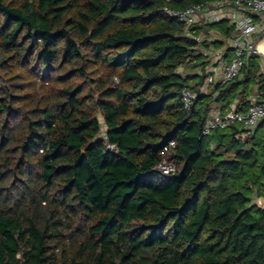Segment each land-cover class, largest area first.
Listing matches in <instances>:
<instances>
[{"label":"trees","instance_id":"trees-1","mask_svg":"<svg viewBox=\"0 0 264 264\" xmlns=\"http://www.w3.org/2000/svg\"><path fill=\"white\" fill-rule=\"evenodd\" d=\"M209 1L0 0V264H264V119L203 134L264 101L262 58L205 90L203 27L164 11Z\"/></svg>","mask_w":264,"mask_h":264},{"label":"built area","instance_id":"built-area-1","mask_svg":"<svg viewBox=\"0 0 264 264\" xmlns=\"http://www.w3.org/2000/svg\"><path fill=\"white\" fill-rule=\"evenodd\" d=\"M170 17L183 21L186 27L209 26L215 23L226 24L231 28L230 36H226L220 29H211L218 33L217 38L228 40L227 46H217L209 41V47L203 53L209 61L207 68V85L211 83L227 82L236 78L247 58L251 55L264 56L261 48L264 40V0H213L188 5L183 8L164 7ZM231 51L233 56L228 59ZM196 93L185 88L183 100L186 107H190ZM264 119V101L253 99L246 110L238 109L236 104L228 109L217 106L209 114L203 134H209L216 128H225L234 122H241L247 128H254ZM175 140L169 141L160 151L161 159L156 168L164 174L176 173L178 166L172 158L176 148Z\"/></svg>","mask_w":264,"mask_h":264},{"label":"rangeland","instance_id":"rangeland-1","mask_svg":"<svg viewBox=\"0 0 264 264\" xmlns=\"http://www.w3.org/2000/svg\"><path fill=\"white\" fill-rule=\"evenodd\" d=\"M211 29L213 28L211 27L209 28V26L208 27L203 26V30L201 31L200 34L197 35V38H198V41L200 42V47L202 50L205 49L206 47H209L210 45L209 41H213L212 39H210L211 37L214 38V41L216 40L215 38H217L218 33L216 31H212ZM262 42L264 43V40ZM232 56H233V52L231 51L230 55L228 56V59H231ZM260 57L262 58V65L264 66V56H260ZM179 70L180 72H183V73H192L195 71L194 68H185V67H180ZM103 129H105V127H103ZM255 202L260 205H264V197H256Z\"/></svg>","mask_w":264,"mask_h":264},{"label":"crops","instance_id":"crops-1","mask_svg":"<svg viewBox=\"0 0 264 264\" xmlns=\"http://www.w3.org/2000/svg\"><path fill=\"white\" fill-rule=\"evenodd\" d=\"M220 40H223L224 41V44L222 45V46H227V44L229 43V41L227 40H224V38H222V39H220ZM214 44H215V42H214ZM216 45V44H215ZM229 46V45H228ZM227 46V47H228ZM261 46H262V44H261ZM218 47V46H217ZM261 48H263L264 49V46H262ZM209 65V64H208ZM208 65H207V68H208ZM207 70V69H206ZM208 74H209V72H207ZM208 78V77H207ZM207 82V81H206ZM207 86H209V84L207 85V83L205 84V86H204V88H205V90L207 89ZM256 97V95H253V97Z\"/></svg>","mask_w":264,"mask_h":264},{"label":"bare ground","instance_id":"bare-ground-1","mask_svg":"<svg viewBox=\"0 0 264 264\" xmlns=\"http://www.w3.org/2000/svg\"><path fill=\"white\" fill-rule=\"evenodd\" d=\"M262 46H264V43L262 44ZM262 46H261V47H262Z\"/></svg>","mask_w":264,"mask_h":264}]
</instances>
